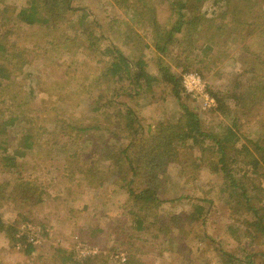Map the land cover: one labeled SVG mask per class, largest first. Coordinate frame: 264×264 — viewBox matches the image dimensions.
<instances>
[{
	"label": "trees",
	"instance_id": "1",
	"mask_svg": "<svg viewBox=\"0 0 264 264\" xmlns=\"http://www.w3.org/2000/svg\"><path fill=\"white\" fill-rule=\"evenodd\" d=\"M6 1L0 0V149L3 167L13 176L4 180L0 192L30 206L42 204L48 190L43 184L40 161H48V156L56 152L58 135L70 136V140L88 141L91 146V153L85 159L79 157L77 151H63V167L70 180L78 186L97 188L113 179L127 196L125 207L134 216L137 229L145 230V237L129 234L127 240H114L109 253L101 255V251L81 259L75 258L73 250L64 245L46 247L45 243V250H53L55 264H94L100 259L101 264H152L144 258L145 250L140 242L153 243L163 231L168 241L174 243V236L168 231L174 224L180 227V233H185L182 216L164 207L165 203L181 198H170L163 193L169 188L171 163H180L182 167L190 163L196 171L209 166L212 173L220 175L219 196L226 200L232 212L234 222L229 225L230 234L241 239L240 222L246 235L264 236V204L259 185L260 167L264 166V131L255 138L244 134L245 141L240 134L242 119L251 117L258 104L264 106V0H214V5H223L222 9L214 7L212 10L202 9L205 0H117L134 22L151 29L157 72L149 69L143 54L136 57L141 35L134 28L126 27L122 31L126 43L135 44L127 53L114 39L97 30L99 21L90 18L87 9L79 18L74 17L79 10L75 0H27L18 10H11V6L5 4L3 8L10 15L4 16L1 5ZM26 25L43 31L46 46L39 41L18 45L17 38L22 36L20 31ZM99 40L107 43L103 51L97 44ZM239 41L247 68L238 71L228 92L213 90L219 103L217 109L203 111L199 101L185 92L183 73L196 70L207 77L204 72L225 60L236 65V56L230 55L229 48ZM75 47L86 49L89 55L100 52L112 57L102 72L105 79L115 84L105 106L119 108L116 116L125 123L121 134L126 142H109L105 135L98 134L99 126L83 124L60 111L53 117H45L42 114L46 102L40 106L36 101L22 99L23 87L17 76L28 62L27 52L39 56L53 51L63 55L72 53ZM248 73L253 75L251 80L241 79V75ZM164 82L180 102L182 111L177 118L145 125L132 107L124 109L126 104L120 100L123 95L153 91L156 83ZM87 97L90 99L92 95ZM230 102H233V110ZM223 118L230 123L222 125ZM18 121L21 130L16 132L17 147L9 152L6 135ZM208 121L220 122L213 126ZM42 150L46 153L44 159L40 154ZM28 152H36L37 161H25ZM102 163H107L108 167H102ZM242 163L250 170H245ZM191 175L196 178L193 171ZM73 190L74 187H70V191L77 193ZM204 200L214 203V200ZM196 208L204 209L198 204ZM242 214H246L244 219H241ZM204 216L207 222L208 215ZM198 218L193 213L191 221ZM0 231L11 236L18 229L7 225L0 216ZM203 235L204 239L207 234ZM23 238L27 242V253L37 249L25 235ZM82 240L98 243L87 236ZM213 243L222 256V264H264V253L251 251L248 246H242L243 252L238 254ZM120 246L125 248V261L111 256L124 250Z\"/></svg>",
	"mask_w": 264,
	"mask_h": 264
},
{
	"label": "rangeland",
	"instance_id": "2",
	"mask_svg": "<svg viewBox=\"0 0 264 264\" xmlns=\"http://www.w3.org/2000/svg\"><path fill=\"white\" fill-rule=\"evenodd\" d=\"M26 1L7 0L1 7L7 4L11 6V10L13 8V10H18L26 4ZM214 2V0H205L202 2V9L212 10L214 7L222 9L223 4L214 5ZM74 4L79 8L75 12V18H79L78 16L84 12V9H87L90 18L99 21L97 30H101L106 36L114 39L127 53L134 49L135 44L126 43V35L122 31L126 27L134 28L141 35L136 57L143 54L149 69L152 72L158 71L151 29L134 22L117 0H75ZM1 14L8 16L10 12L4 7ZM36 29L35 26L23 27L20 31L23 33L22 36L17 38L18 45H31L39 41L42 46H46L43 31ZM97 44L103 51L107 43L105 40L101 42L99 40ZM231 46L230 55L236 56V65L225 60L212 70L204 72L213 90L228 92L231 81L247 68L244 53L239 50L242 46L240 41L234 42ZM86 51V49L75 47L72 53L59 55L52 51L43 52L39 56L34 52H27L28 62L17 76V80L23 87L22 99L36 101L40 103V106L45 105L46 102L43 107L46 110L42 114L45 117H53L57 111H60L62 114L76 117L77 121L83 124L93 123L99 126L98 134L105 135L109 142L118 140L126 142L125 136L121 134L125 123L116 116L119 108L105 106L107 99L112 96L115 84L105 79L102 72L106 62L112 57L100 52L89 55ZM236 71L240 72L236 73ZM251 77L253 75L250 73L241 75V79L245 81L251 80ZM88 95H92V98L88 99ZM99 95H101L100 98ZM120 100L126 104L124 109L126 106L132 107L145 125L177 118L178 113L171 111H174L180 103L171 87L165 82L156 83L153 91L143 90L132 96L123 95ZM230 103L233 110V102ZM56 106L58 109L55 108ZM220 121L222 125L230 123L225 118ZM218 122L208 121V124L215 126ZM20 130V121L9 129L6 135L9 152L17 147L16 132ZM72 131L76 135V131ZM261 131H264V106L258 104L251 117L242 119L240 134L242 140L245 141L244 134L255 138ZM57 140L56 152L48 156V161H40L43 167V184L48 190L47 199L42 204L30 206L11 200L0 192V216L7 225H14L18 229L11 236L6 231H0V264H55L56 261L51 254L53 250H45V246L64 245L74 252L78 243L90 244L82 240L86 236L98 242L90 245L99 246L102 251L101 255L109 253L108 250L114 245L116 239L127 240L129 234L145 237V230L137 229L134 216L125 207L126 194L118 184L113 182V179L97 188L83 187L72 182L65 172L63 151L68 153L77 151L79 157L85 159L91 153L90 142L70 140V136L65 135H58ZM40 154L44 159L46 153L42 150ZM196 154H199L198 150ZM37 159L36 152H28L25 156V161L28 163H34ZM101 166L106 168L108 164L102 163ZM243 166L245 170H250L249 166L245 164ZM192 171L196 174V178H192ZM168 173L171 179L168 183V191H163L164 195L170 198H181L165 203L164 207L167 211L171 210L173 214L182 216L185 233H180V227L174 224L168 228L174 236V243L168 241L163 231L153 243L140 242L145 250L144 258L149 263L222 264V256L214 248L213 241L224 250L238 254L243 252L242 246H248L251 251L264 253V236L246 235V229L240 222L238 225L241 229V239L230 234L229 225L233 224L234 219L231 217L232 212L226 200L219 196L222 187L220 175L212 173L209 166L196 171L192 169L190 163L184 167L180 163H171ZM260 173L259 185L262 189L264 204V166L260 167ZM12 176L3 167V151L0 149V185ZM70 187H74L73 191L77 193L70 191ZM204 198L214 200V203L211 204ZM196 204L203 206L204 209L198 211ZM193 213L199 217L197 221H191ZM204 215H208L207 222L203 220V217H206ZM187 216H191L190 219ZM245 217L246 214L241 215V219ZM25 222H32L45 230V240L37 244V249L32 253L26 252L27 242L23 235H18L21 225ZM46 231L49 235H46ZM204 233L208 236L206 235L203 239ZM123 249L121 252L126 253L125 248ZM101 262L100 259L94 264H101Z\"/></svg>",
	"mask_w": 264,
	"mask_h": 264
},
{
	"label": "built area",
	"instance_id": "3",
	"mask_svg": "<svg viewBox=\"0 0 264 264\" xmlns=\"http://www.w3.org/2000/svg\"><path fill=\"white\" fill-rule=\"evenodd\" d=\"M182 86L185 92L194 100L199 101L203 111L217 109L219 103L213 94L210 81L199 71H186L182 75ZM18 235H25L27 240L34 245L40 244L45 240V230L32 222H25L21 225ZM101 252V248L97 245L78 243L74 250L75 258L81 259L94 256ZM112 257L119 261L126 260L125 252L112 253Z\"/></svg>",
	"mask_w": 264,
	"mask_h": 264
},
{
	"label": "crops",
	"instance_id": "4",
	"mask_svg": "<svg viewBox=\"0 0 264 264\" xmlns=\"http://www.w3.org/2000/svg\"><path fill=\"white\" fill-rule=\"evenodd\" d=\"M174 108H175V107H174ZM181 111H182V108H181L180 103H179V105L176 106V108L174 109V111H171V112L179 113V112H181Z\"/></svg>",
	"mask_w": 264,
	"mask_h": 264
}]
</instances>
